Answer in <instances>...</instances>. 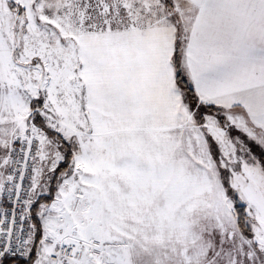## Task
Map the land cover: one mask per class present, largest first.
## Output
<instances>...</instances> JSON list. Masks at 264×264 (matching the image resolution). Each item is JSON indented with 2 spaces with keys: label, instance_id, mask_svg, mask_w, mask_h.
<instances>
[{
  "label": "snow or ice",
  "instance_id": "6c2138e0",
  "mask_svg": "<svg viewBox=\"0 0 264 264\" xmlns=\"http://www.w3.org/2000/svg\"><path fill=\"white\" fill-rule=\"evenodd\" d=\"M0 264H264V0H0Z\"/></svg>",
  "mask_w": 264,
  "mask_h": 264
}]
</instances>
